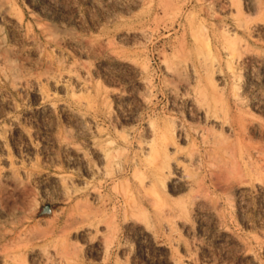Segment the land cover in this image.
<instances>
[{
    "label": "rangeland",
    "instance_id": "rangeland-1",
    "mask_svg": "<svg viewBox=\"0 0 264 264\" xmlns=\"http://www.w3.org/2000/svg\"><path fill=\"white\" fill-rule=\"evenodd\" d=\"M0 264H264V0H0Z\"/></svg>",
    "mask_w": 264,
    "mask_h": 264
}]
</instances>
